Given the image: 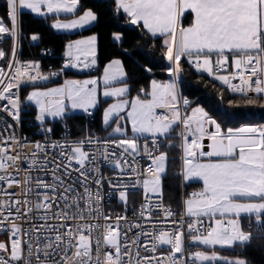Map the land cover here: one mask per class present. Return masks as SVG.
Masks as SVG:
<instances>
[{
	"label": "snow or ice",
	"instance_id": "snow-or-ice-1",
	"mask_svg": "<svg viewBox=\"0 0 264 264\" xmlns=\"http://www.w3.org/2000/svg\"><path fill=\"white\" fill-rule=\"evenodd\" d=\"M5 4L11 27L0 17V39L7 36L13 41L8 68L14 71L7 74L0 68V101L6 102L0 104V112L19 124L20 99L13 89H18L21 83L49 79L41 75L38 64L17 66L19 16L22 10L45 15L42 8L48 13H75L79 0H5ZM115 5L132 25L165 38L164 55L174 66L169 75H179L181 58L187 57L198 72H206L227 86L228 91L240 94L247 104L254 105L257 98L264 99V0H115ZM186 14L192 17L188 26L183 23ZM96 20V14L88 10L68 23L57 20L52 27L74 29ZM31 39L36 41L39 37L34 34ZM113 40L120 41L121 35L113 34ZM229 54L235 71L230 76L220 75L229 62ZM64 55L67 59L61 72L67 68L95 67L97 37L68 43ZM4 57V51L0 50V59ZM30 71L35 75H30ZM126 75L121 61L112 60L99 78L65 80L58 87L33 91L27 97L37 106L35 119L43 125L47 116L62 118L68 110L91 114L89 109L99 103L102 84V95L118 100L103 115L106 128L116 125L109 135H119L118 140L101 142L88 137L73 143H31L15 133L5 135L13 128L12 124L0 130V232L8 235L7 242H0V264H33V254L35 264H182L178 259V254L184 252L182 224L175 231L161 230L158 234L144 231L130 237L133 228L143 226L121 225L120 221L128 220L126 215L113 217L102 211L105 182L110 189L119 190L120 201L127 205L130 185L116 183L124 179L127 170L133 175L147 176L131 185L142 186L146 201L149 192H159L161 173L165 172L167 153L159 151L156 139L152 143L158 154L149 151L147 145L142 149L135 135L126 136L120 123L125 120L131 124L133 134L148 133L154 138L167 137L175 125L183 126L184 178L203 183L202 190L192 193L184 202V216L196 218L187 224L193 243L207 247L249 243L252 236L243 230V217L254 218L264 228V127L223 130L199 107L193 109L191 116L182 117L174 83L159 84L153 80L150 91L142 88L129 101L124 99L129 92L127 85L116 86L117 82L126 80ZM157 109H167L169 115H158ZM206 125L213 126L215 131H208ZM205 139L210 143L205 145ZM101 143V149H85L86 145ZM205 148L209 150L204 151ZM142 151L151 163L141 172L132 163ZM200 157L209 159L201 162ZM99 160L111 164L119 175L103 177L97 166ZM22 164H27L26 170L21 168ZM34 171L44 176L50 174L51 180L32 176ZM73 173L77 174L75 180ZM150 207L149 203L141 205L139 216L150 218ZM163 212L166 218L175 215L169 208ZM205 217L210 223L201 230L198 225L204 224ZM141 235L151 238V247L141 242ZM162 245L169 246L167 254L157 255ZM25 248L28 259L24 256ZM140 248L151 255L141 256ZM192 259L200 264H248L244 259L221 257L215 251L211 254L197 251Z\"/></svg>",
	"mask_w": 264,
	"mask_h": 264
},
{
	"label": "trees",
	"instance_id": "trees-1",
	"mask_svg": "<svg viewBox=\"0 0 264 264\" xmlns=\"http://www.w3.org/2000/svg\"><path fill=\"white\" fill-rule=\"evenodd\" d=\"M91 10L97 16L92 27L74 33H59L51 26L54 18H38L22 11L19 16V54L22 59H41L44 67L49 63H59L63 59L65 46L77 39L91 35L97 37V68L93 74L100 75L103 67L112 60H120L126 72L124 84L129 88L128 97L140 94V89L149 90L152 80L165 81L169 67L165 62V46L162 38H153L141 27L130 26L128 18L116 10L114 0H79L77 15ZM5 0H0V17L7 26L10 21L6 15ZM191 15L187 14L183 23L189 24ZM38 40L33 41L32 35ZM113 34L121 35L119 44L113 42ZM10 49L9 39L0 45L5 57ZM50 52V57H41V50ZM181 79L178 89L181 98L190 101V110L202 108L220 124L223 130L238 129L244 126L264 127V99L257 98V104L249 105L242 96L229 94L224 85L213 77L198 72L188 60L181 59ZM24 92V90H23ZM22 92V98H23ZM103 103L96 110V122L99 135L105 136L99 118ZM55 130L69 129L73 137L84 135V117L82 114H69L58 121L48 122ZM173 133V131H172ZM160 152L167 153L166 172L161 177V193L166 205L171 209H180L182 192L187 193L198 185L183 187L181 181V162L179 160L178 141L169 135L162 141ZM138 199L139 196H135ZM244 227V222H242ZM252 239L247 244H237L231 249L217 250V254L228 259H244L248 264H264V228L250 229ZM222 264V263H219Z\"/></svg>",
	"mask_w": 264,
	"mask_h": 264
},
{
	"label": "built area",
	"instance_id": "built-area-1",
	"mask_svg": "<svg viewBox=\"0 0 264 264\" xmlns=\"http://www.w3.org/2000/svg\"><path fill=\"white\" fill-rule=\"evenodd\" d=\"M11 27V26H10ZM5 39H9L10 41V49L7 56L6 61L0 65V68H3L7 74H11L14 69H9L8 64L12 61V48H13V41L11 38L4 36L3 39H0V45ZM19 42H20V34L18 41L16 43V54L15 59L19 62L17 66H26L28 64H38L39 65V72L41 75L49 76L48 80H39L37 79L35 82H25L21 83L18 89H13L14 92H18L19 99H20V122L17 124L15 121L11 119L5 112H0V130L4 129L6 124H12L13 128L9 130L8 133H5V135L15 133L17 137L20 138H27L28 142L35 143L40 142L43 144H51L55 142L60 143H73L78 142L80 140H84L88 137L98 138L101 142L104 140H118L117 138L109 137V136H100L99 135V127L97 126L96 122V115L94 112L90 111L89 113L84 112V135L81 137H73L71 135V131L69 129H63V130H55L51 125L48 124V121H44L43 125L40 124L35 119V114L32 110V108L25 104L23 102L22 98V92L24 89L29 88H35V87H41L44 84L49 82H57V83H63L67 79H74V80H81V76L93 74L96 70V68L91 69H73V68H67L63 69L61 72V69L63 68V65L65 64L66 60L63 58L59 63H49L44 67L41 59H22L19 54ZM40 56L43 58L50 57V52L46 49L41 50ZM229 59H232L231 54H229ZM226 69V70H225ZM235 71L234 67L230 66L229 64L225 65L224 68L220 70L218 74L220 75H231ZM52 73H60V75L53 76ZM30 75H35L34 71H30ZM7 80V77H5ZM26 79V78H25ZM233 83H239L238 80H233ZM224 88L226 91L234 96H241L238 93H233L227 90V86L224 85ZM250 96H254V94L250 93ZM187 100L188 104L185 105L184 101ZM6 103L5 101H0V104ZM177 107L181 113V116H187L188 111L190 110V101L187 98H178L177 99ZM158 115H169V111L167 109H157ZM47 129H51V132H48ZM183 130L182 125H175V128L173 130V133L170 132L169 135L175 137L178 141V151H179V160L182 162L183 160V151H182V137L181 132ZM186 134V133H185ZM168 135V136H169ZM165 137H153L151 135L140 138L138 140V144L141 145V148L143 149L144 145H147L148 150L153 152V154H158L157 149L153 146V139L157 140V143L159 144V151L162 144V141ZM189 141L192 139L191 136L188 137ZM103 148V144L100 145H92V146H85V149L87 151H94L96 149ZM115 151H119V149H114ZM58 151V150H57ZM202 158V157H200ZM129 161L131 163V157H129ZM151 163L149 158L144 155L143 151L140 155L136 156V162L132 163L133 167H137L139 171H143L148 167V165ZM97 166L99 167L100 174L103 175L106 179L109 177H116L119 175V171L114 169L111 164L99 160L97 162ZM22 169H27V164L21 165ZM23 175V172H21L20 176ZM32 176L40 175L45 180H51L50 174L48 176H44L43 173L39 172H32ZM75 173H73L72 179H76ZM18 179L20 177H17ZM147 178L146 175H133L129 170L126 171L124 174L123 180H117L116 183L118 184H128L130 187L128 188V203L127 205H124L118 195L119 190H113L110 189L105 182L103 187V195L104 200L102 202V211L104 214H111L113 217H116L117 215H126L128 217V220L120 221L121 225L126 224H140L143 227L142 228H133L132 231L129 233L130 237H134L136 233H142L144 231L152 232L153 234H158L161 230L165 231H175L181 224L183 225V231H184V252L182 254H178V259L182 262V264H200L198 261H193L192 256H194L195 252L201 251V247L198 243H193L191 240V236L187 231V224L189 222H193L196 220L195 217H187L184 216L185 212V193L182 192V205L180 209H171L169 208L162 196V193L160 195H151L148 193L149 199L145 200V194L142 186H136L131 187V185L135 184L137 181H142L143 179ZM161 183V181H160ZM94 187V186H93ZM18 191V189H16ZM82 191V189H81ZM135 196H139L138 199H135ZM149 203L152 205V207L149 208V214L150 218L143 219L139 216V210L141 208V205ZM159 205V207H156ZM164 208H169L173 213H175L174 216L170 218H166L165 214L163 212ZM183 217V220L181 219ZM204 224L202 226L198 225V227L201 228V230H205L208 227V224L210 221H208V218H203ZM175 221L176 223H173ZM52 223H56V221H52ZM101 223H103V220H101ZM255 227L256 229L262 228L260 225H258L255 220L252 218H247L244 222V228L246 232H250V229ZM8 241V235L5 232H0V242H7ZM141 242L145 243L147 242L149 244V247H151L152 240L150 237L141 235ZM167 245H162L157 251V255H166L168 251ZM141 256H147L151 255V253L145 252L143 248H140ZM25 259H28V253L27 248H25L24 252ZM33 264H35V254L31 257ZM219 264V263H217Z\"/></svg>",
	"mask_w": 264,
	"mask_h": 264
},
{
	"label": "crops",
	"instance_id": "crops-1",
	"mask_svg": "<svg viewBox=\"0 0 264 264\" xmlns=\"http://www.w3.org/2000/svg\"><path fill=\"white\" fill-rule=\"evenodd\" d=\"M115 1V0H114ZM78 8H79V5H78V7H77V9H76V11H75V13H64V12H60V13H48L47 12V9L46 8H42V11L45 13V15H38V14H36V13H32L30 10H22V11H25V12H29V13H31V14H33L34 16H36V17H38V18H54V20L51 22V25H53L57 20H59L60 22H69V21H71V20H73V19H78V17L80 16V15H83V13L84 12H82V13H80V14H76L77 13V10H78ZM120 13H122V14H124L122 11H120ZM125 16H126V14H124ZM127 17V16H126ZM128 18V17H127ZM191 20H192V17H191ZM95 22L96 21H94V22H91V23H89V24H87V25H85V26H83V27H77V28H74V29H71V30H65V29H60V30H58V29H54L56 32H59V33H74V32H78V31H81V30H84V29H86V28H89V27H92L94 24H95ZM191 23V21L189 22V24ZM128 24L130 25V26H137V25H132L131 23H129V20H128ZM189 24H187V25H185V26H188ZM142 27V26H141ZM143 28V27H142ZM144 29V28H143ZM146 32H147V30L146 29H144ZM147 34H149L151 37H153V38H158V37H160V38H162V42H163V45H164V37L163 36H160L159 34H157L156 36H153L152 34H150V33H148L147 32ZM91 36H95V35H91ZM88 37H90V36H88ZM85 38H87V37H85ZM85 38H80V39H85ZM80 39H77V40H80ZM112 40H113V37H112ZM74 41H76V40H74ZM73 42V41H72ZM113 42H115V43H117V44H119L120 42H121V40L120 41H114L113 40ZM67 46V45H66ZM66 46H65V50H64V53H65V51H66ZM64 53H63V58L66 60L67 58L65 57V55H64ZM181 59H186V60H188V58L187 57H182ZM214 60H215V57L213 58ZM231 60L232 59H229V62H228V64L230 65V66H232L233 67V65H232V63H231ZM1 61V60H0ZM111 62V61H110ZM165 62H166V64L168 65V67H169V70H168V78H167V80H165V81H156L157 83H159V84H168V83H174L175 84V91H176V95H177V99L178 98H180V93H179V89H178V83H179V81H180V79H181V71H180V73H179V75H175V74H173V75H169V71L171 70V69H173V64L172 63H170L167 59H166V57H165ZM108 64V63H107ZM106 64V65H107ZM105 65V66H106ZM104 66V67H105ZM104 67H103V69H104ZM94 68H97V65L94 67ZM103 69L101 70V73H100V76L102 75V73H103ZM202 72V71H201ZM202 73H205V74H207L206 72H202ZM89 75H92V74H89ZM89 75H84V76H89ZM208 75V74H207ZM84 76H81L80 78H82V77H84ZM212 77V76H211ZM72 79V78H71ZM67 80H70V79H67ZM74 80V79H73ZM153 81V80H152ZM152 81H151V83H152ZM119 83H122V84H124V81H122V82H117V84H119ZM151 83H150V85H151ZM50 84H62V83H57V82H49V81H47V83L46 84H44L43 86H47V85H50ZM42 87V86H41ZM150 89V88H149ZM26 89H24V92H23V95L25 94V91ZM128 95V94H127ZM127 95H126V97H127ZM33 110H34V108H33ZM35 111V110H34ZM189 113H190V111H189ZM189 113H188V115H189ZM72 114H84V113H72ZM187 115V116H188ZM46 119V121H48V122H53V121H51V120H49V119H47V118H45ZM54 121H58V120H54ZM99 122H100V126L102 127V129L103 130H105L104 131V133H105V135L106 136H109V137H113V138H121L120 136H117V135H113V136H110L109 135V133H111L112 131H111V128L110 127H105V125H104V123H103V120H102V118H101V116H100V118H99ZM126 123V122H125ZM127 126H126V128H124V130H125V132H126V136L128 137V138H133V136L135 135V138L138 140V139H140V138H143V137H146V136H149L150 134H148V133H144V134H133V132H132V130H131V127L128 125V124H126ZM168 136V135H167ZM203 159H204V157H202ZM201 159V158H200ZM182 171V170H181ZM181 181H182V186L183 187H185V186H188V185H194V184H197L198 185V187L197 188H194V189H191L189 192H187V193H185V200L186 199H188V198H190L191 197V195H192V193H194V192H199V191H201L202 190V187H203V183L202 182H199V180H185V179H183L182 178V176H181ZM187 181H189L188 183H187ZM247 218H250V217H243V219H242V222H245L246 221V219ZM253 220H255L254 218H252Z\"/></svg>",
	"mask_w": 264,
	"mask_h": 264
},
{
	"label": "rangeland",
	"instance_id": "rangeland-1",
	"mask_svg": "<svg viewBox=\"0 0 264 264\" xmlns=\"http://www.w3.org/2000/svg\"><path fill=\"white\" fill-rule=\"evenodd\" d=\"M85 11H88V10H85ZM84 11V12H85ZM187 15V14H186ZM70 22V21H69ZM62 23H68V22H62ZM52 26V25H51ZM65 30H71V29H65ZM0 60H2V59H0ZM102 76V75H101ZM100 75H96V74H92V75H89V76H84V77H82L81 78V80H85V79H90V78H99V77H101ZM70 80H73V79H70ZM122 82V81H121ZM63 84V83H62ZM62 84H50V85H47V86H42V87H35V88H29V89H26L25 91V94L23 95V102L25 103V104H27V105H29L31 108H32V110H33V108H34V110H33V112H34V114H35V116L38 114V108H37V106L34 104V103H31V102H29L28 100H27V97H28V95H30L31 94V92H33V91H45V90H47V89H49V88H53V87H58V86H60V85H62ZM116 86H124V84H122V83H119V84H116ZM150 89H149V91L151 90V85H150V87H149ZM102 92H103V85L101 84V86H100V89H99V103H98V105L94 108V109H89L90 111H92V112H96V110L99 108V106H100V104L101 103H103L104 105H103V108H102V111H101V113H100V116H101V118H102V120H103V115H104V111L109 107V106H111L112 104H114V103H117L118 102V100H117V98H114V97H104L103 95H102ZM136 96H134V97H124V99H128L129 101H131V100H133L134 98H135ZM143 98V97H142ZM195 108H198V107H194V108H192L191 110H189L190 111V113H189V111H188V113H189V115H188V113H187V115L188 116H191L192 115V111H193V109H195ZM130 110V109H129ZM72 113H84V111H82V110H79V109H77V110H68V111H66L65 112V114H64V116H66V115H69V114H72ZM120 115H125L124 113H121ZM63 116V117H64ZM62 117V118H63ZM47 119H49V120H51V121H54V120H60V119H62V118H60V117H51V116H47L46 117ZM126 122V123H125ZM122 125H123V127L124 128H126V124H128L130 127H131V124L129 123V122H127L126 120L125 121H121L120 122ZM116 125L115 124H112L111 126H110V128H111V131H112V129L115 127ZM174 128H175V126L173 127V130H174ZM172 130V131H173ZM172 131H170V132H172ZM170 134V133H169ZM168 134V135H169ZM117 136H119V135H117ZM118 139H120V138H118ZM139 140V139H138ZM138 140H137V142H138ZM208 159L209 158H207V157H204V159L203 158H201L200 159V161L201 162H207L208 161ZM181 176H182V178L183 179H185L184 178V164H183V160H182V162H181ZM165 172H166V165H165ZM165 172L164 173H161V177L165 174ZM189 180H197V179H189ZM189 181H187V183H188ZM199 182H202V181H200L199 180ZM160 193H161V183H160V186H159V192L158 193H151V192H149V194H151V195H160ZM243 230L246 232V230H245V228L243 227ZM199 244V243H198ZM200 245V247H201V251H203V252H206V253H208V254H211V252H213V251H215L216 253H217V250H224V249H231L232 247H221V246H219V245H216V246H214V247H207V246H205V245H202V244H199ZM237 245V244H236ZM199 263H200V261H198ZM217 263H222V262H217Z\"/></svg>",
	"mask_w": 264,
	"mask_h": 264
},
{
	"label": "water",
	"instance_id": "water-1",
	"mask_svg": "<svg viewBox=\"0 0 264 264\" xmlns=\"http://www.w3.org/2000/svg\"><path fill=\"white\" fill-rule=\"evenodd\" d=\"M206 127L208 128V131H210V132L215 131V129H214L213 126H207V125H206ZM244 127H245V126H244ZM252 127H254V126H252ZM203 143H204L205 145H207L208 143H210V141H208L207 139H205V140L203 141ZM208 150H209V149H207V148L204 149V151H208ZM213 159H215V158H213Z\"/></svg>",
	"mask_w": 264,
	"mask_h": 264
}]
</instances>
